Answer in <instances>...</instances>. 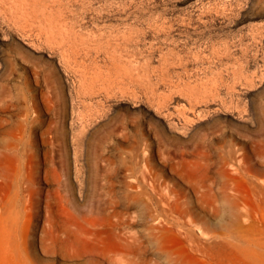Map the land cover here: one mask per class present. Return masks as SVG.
<instances>
[{
	"label": "rangeland",
	"instance_id": "obj_1",
	"mask_svg": "<svg viewBox=\"0 0 264 264\" xmlns=\"http://www.w3.org/2000/svg\"><path fill=\"white\" fill-rule=\"evenodd\" d=\"M0 264H264V0H0Z\"/></svg>",
	"mask_w": 264,
	"mask_h": 264
},
{
	"label": "bare ground",
	"instance_id": "obj_2",
	"mask_svg": "<svg viewBox=\"0 0 264 264\" xmlns=\"http://www.w3.org/2000/svg\"><path fill=\"white\" fill-rule=\"evenodd\" d=\"M206 15H207V13H206ZM200 16H201V14H200ZM185 119H186V117H185ZM151 186L157 195L158 203L155 206H152V202L149 201V199L152 200V196L148 195L149 191L147 189L141 190V192L143 194H145L148 198V200H144L145 204L142 207V209H140V211L142 212V215H145V220H146L145 222L148 223L152 218H156V219H158L157 223L150 224V228L152 227V229H155L160 225H165L167 223H171V225L176 226L180 232H184L186 236H192L193 235L192 230L190 228H187V226H184V224L181 223L178 218L172 222H169V221L165 222L164 221L165 218L162 216L164 214H166V210H165V207L161 206L160 202L162 201V197L164 196L165 193L163 192V190H160V188L155 183H151ZM142 201L143 200L140 201V204L142 203ZM117 204L121 205L123 208H121L120 210L116 209L115 206ZM110 207H113V209H111ZM101 209L103 210L104 215H105L104 216L105 219L101 223L102 225L104 224L102 226V232H103V230H109L110 229L112 231V239H115L116 241H118L120 243V246H123L124 248L134 247L137 249L138 248L141 249V248H145V247L154 248V246H153L154 244L159 245L158 242H154L151 240V238L159 240L156 237V235H154L152 229H150L149 234L147 233L146 235H144V238L141 240L137 239L133 229H128L127 231H129V232L124 231L128 226H122V216H119V215L121 213H126L129 215V212L132 211L133 209H139V207L136 205L135 202L128 201V200L118 201L116 199H111V200L107 201V203H104ZM116 215L119 217L114 218ZM191 233H192V235H191ZM88 234H89V232H88ZM193 236H192V238H193ZM192 238H190V239L188 238V239L191 242H195L196 241L195 236H194V239H192ZM151 244H153V245H151Z\"/></svg>",
	"mask_w": 264,
	"mask_h": 264
}]
</instances>
